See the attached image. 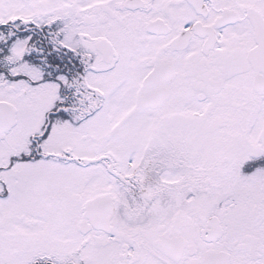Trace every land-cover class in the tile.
I'll list each match as a JSON object with an SVG mask.
<instances>
[{
	"label": "snow or ice",
	"instance_id": "1",
	"mask_svg": "<svg viewBox=\"0 0 264 264\" xmlns=\"http://www.w3.org/2000/svg\"><path fill=\"white\" fill-rule=\"evenodd\" d=\"M0 264H264V0H0Z\"/></svg>",
	"mask_w": 264,
	"mask_h": 264
}]
</instances>
